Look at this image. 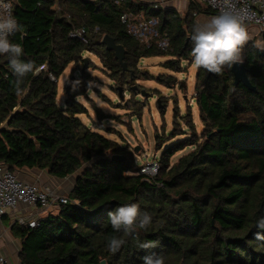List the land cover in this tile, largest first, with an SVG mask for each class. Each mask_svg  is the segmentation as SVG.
Instances as JSON below:
<instances>
[{
  "label": "trees",
  "instance_id": "obj_1",
  "mask_svg": "<svg viewBox=\"0 0 264 264\" xmlns=\"http://www.w3.org/2000/svg\"><path fill=\"white\" fill-rule=\"evenodd\" d=\"M10 1L23 25L10 40L22 46V59L36 69L24 79L25 93L17 95L8 57L0 56V163L14 172L76 176L70 201L57 214L35 229L13 225L21 264H142L141 258L153 253L165 264H264V229L258 227L264 219V50L248 43L242 52L256 92L236 86L232 69L222 75L197 71L203 131L198 133L191 111L181 116L176 109L170 137H156L158 151L167 141L188 137L165 149L159 174L151 179L139 174L126 146L101 133H113L104 122L93 127L80 117L88 113L77 101L88 74L80 75L77 90H66L71 98L64 106L57 102L58 81L69 66L77 71L87 52L99 58L115 83L130 89L141 76L150 80L139 69L143 59L172 57L163 67L181 73L182 64L191 61L195 20L133 0ZM126 13L158 19V34L169 41V50L132 36L121 20ZM81 29L88 44L71 37ZM105 36L124 47L126 70L102 44ZM157 80L167 88L182 85L169 75ZM130 202L152 216L151 225L131 234L114 232L109 212ZM113 235L125 240L114 254L106 246ZM149 241L156 247H139Z\"/></svg>",
  "mask_w": 264,
  "mask_h": 264
},
{
  "label": "rangeland",
  "instance_id": "obj_2",
  "mask_svg": "<svg viewBox=\"0 0 264 264\" xmlns=\"http://www.w3.org/2000/svg\"><path fill=\"white\" fill-rule=\"evenodd\" d=\"M83 59L88 61V69L83 71L85 63L81 62L76 67L77 71L71 65L60 77L58 104L64 106L66 100L71 98L66 95V90L68 88H71V91L77 90L82 79L80 75L88 74V82L82 81L79 88L82 95L77 97V101L87 109L88 113L80 117L90 126H93L94 122L99 124L104 122L113 133H101L126 146L135 156L138 167L152 164L155 156L160 157L167 147L188 137L185 134L167 141L162 150L158 151L156 137L163 136L166 139L170 137L176 109L180 111L181 116H186L191 111L198 133H202L203 125L195 99L197 70L191 66V61H185L181 73H176L163 67V64L171 61L172 57L143 59L139 69L148 72L150 80H142L141 76L137 82H132L130 89L129 85H120L117 82L116 84L110 77V72L93 53H85ZM160 75L176 77L179 83L185 84V87L182 88L178 84L175 88H167L158 82L157 78ZM119 88H122L123 99L119 98ZM99 112L106 117L104 121H101L102 116ZM185 130L187 131L186 127ZM192 149L189 147L177 153L172 158V163L179 161ZM57 211V209L51 210L46 217Z\"/></svg>",
  "mask_w": 264,
  "mask_h": 264
},
{
  "label": "clouds",
  "instance_id": "obj_3",
  "mask_svg": "<svg viewBox=\"0 0 264 264\" xmlns=\"http://www.w3.org/2000/svg\"><path fill=\"white\" fill-rule=\"evenodd\" d=\"M22 29L23 25L19 24L11 13L0 14V56L8 57L9 69L16 77L14 83L17 95L25 93L24 79L36 69L33 61L22 59L24 55L22 46L9 39ZM192 32L193 46L190 57L191 66L195 70L203 69L222 75L225 69L230 70L235 65L243 63L242 52L249 35L245 17L239 12L232 8L223 9L218 15L194 23ZM108 220L114 232L131 234L137 229L146 230L151 225L152 216L147 212H141L137 203L130 202L109 212ZM258 227L264 229V219L259 221ZM124 243V239L113 235L108 238L106 246L108 251L114 254ZM139 247L150 249L156 247V244L149 241L141 243ZM141 259L142 264H165L163 256L155 253Z\"/></svg>",
  "mask_w": 264,
  "mask_h": 264
},
{
  "label": "built area",
  "instance_id": "obj_4",
  "mask_svg": "<svg viewBox=\"0 0 264 264\" xmlns=\"http://www.w3.org/2000/svg\"><path fill=\"white\" fill-rule=\"evenodd\" d=\"M191 1L196 2V0ZM207 3L216 14L226 8L234 9L245 17L246 26H256L264 35V0H207ZM5 13L13 15V6L10 0H0V14ZM121 20L129 33L142 44L148 46L155 44L162 50H169V41L161 39L158 34V19L147 20L143 15L126 13L121 17ZM71 37L81 39L84 44H88L85 30H78ZM139 169L140 174L148 178L156 177L160 170L159 157L155 156L152 164L140 166ZM69 201L68 195H60L52 189H43L24 182L19 178L18 172H14L0 163V218L16 211L23 205L34 209V212L28 218L17 219L15 224L21 228L35 229L44 218L41 214L55 209L59 210ZM0 264H8L7 259L0 257ZM15 264H21V262L17 261Z\"/></svg>",
  "mask_w": 264,
  "mask_h": 264
},
{
  "label": "crops",
  "instance_id": "obj_5",
  "mask_svg": "<svg viewBox=\"0 0 264 264\" xmlns=\"http://www.w3.org/2000/svg\"><path fill=\"white\" fill-rule=\"evenodd\" d=\"M95 1V0H90ZM137 3L148 4L154 9L166 10L170 13H177L182 18H190L197 21H205L214 15L211 8L208 6L207 0H133ZM191 3H194V10H191ZM249 40L245 44L255 43L260 49L264 50V36L261 34L258 27L253 25L246 26ZM18 176L21 180L28 184L37 185L43 189H52L60 195H69L76 184V176H71L65 179H59L50 175L48 171L37 169H24L18 171ZM34 209L26 206H20L16 211L0 218V257L7 259L8 264H15L20 261L21 241L17 238L12 230L16 220L21 217L28 218ZM48 212L41 214L44 218ZM58 212V211H57ZM51 213V214H57Z\"/></svg>",
  "mask_w": 264,
  "mask_h": 264
},
{
  "label": "water",
  "instance_id": "obj_6",
  "mask_svg": "<svg viewBox=\"0 0 264 264\" xmlns=\"http://www.w3.org/2000/svg\"><path fill=\"white\" fill-rule=\"evenodd\" d=\"M102 44L106 47V49L110 52H114L116 59L119 61V63L121 64V66L123 67L124 70H126L127 66L124 62L125 60V55H126V51L124 49L123 46L117 44L116 40L109 37V36H105L102 40ZM84 67H83V71H85L86 69H88V61L85 59L84 60ZM232 74L234 76V80H235V85L239 86L240 84H243L244 86H246L248 89H250L252 92H256V88L252 86L249 77H248V73H247V68L245 63L243 62L242 64H237L232 68ZM74 81L71 80L70 84ZM183 87H185V84H182ZM122 88H119V93L121 96V99H123V94H122ZM138 151V149L136 150ZM79 175V174H78ZM101 264H106V261H102Z\"/></svg>",
  "mask_w": 264,
  "mask_h": 264
}]
</instances>
